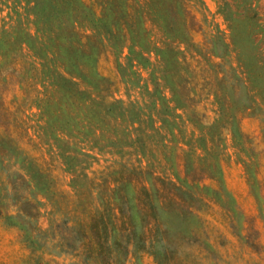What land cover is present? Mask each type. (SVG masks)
Instances as JSON below:
<instances>
[{"label": "rangeland", "instance_id": "rangeland-1", "mask_svg": "<svg viewBox=\"0 0 264 264\" xmlns=\"http://www.w3.org/2000/svg\"><path fill=\"white\" fill-rule=\"evenodd\" d=\"M0 264H264V0H0Z\"/></svg>", "mask_w": 264, "mask_h": 264}, {"label": "trees", "instance_id": "trees-1", "mask_svg": "<svg viewBox=\"0 0 264 264\" xmlns=\"http://www.w3.org/2000/svg\"><path fill=\"white\" fill-rule=\"evenodd\" d=\"M186 31H187V29H186ZM186 31H185L184 34H180V35H179V37H180L181 39H182V38L185 39V38H184V35L186 34Z\"/></svg>", "mask_w": 264, "mask_h": 264}]
</instances>
